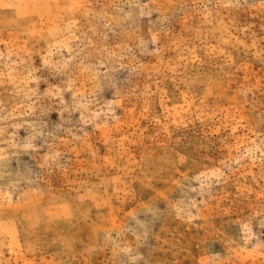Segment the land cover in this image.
<instances>
[{
  "label": "rangeland",
  "instance_id": "rangeland-1",
  "mask_svg": "<svg viewBox=\"0 0 264 264\" xmlns=\"http://www.w3.org/2000/svg\"><path fill=\"white\" fill-rule=\"evenodd\" d=\"M0 264H264V0H0Z\"/></svg>",
  "mask_w": 264,
  "mask_h": 264
}]
</instances>
